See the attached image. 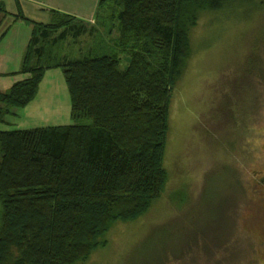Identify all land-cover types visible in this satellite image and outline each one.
<instances>
[{
    "label": "trees",
    "instance_id": "16d2710c",
    "mask_svg": "<svg viewBox=\"0 0 264 264\" xmlns=\"http://www.w3.org/2000/svg\"><path fill=\"white\" fill-rule=\"evenodd\" d=\"M233 1L246 0H100L97 15L109 11L118 32L116 52L55 66L41 64L49 56L36 46L52 45L61 29L54 43L78 39L88 23L53 12L48 25L34 24L20 69L26 79L0 92V124L35 101L54 69L76 124L0 131V264H82L114 225L150 210L165 189L170 102L189 32L202 13ZM9 18L0 2V41ZM119 53L129 55L127 69Z\"/></svg>",
    "mask_w": 264,
    "mask_h": 264
},
{
    "label": "rangeland",
    "instance_id": "374dc122",
    "mask_svg": "<svg viewBox=\"0 0 264 264\" xmlns=\"http://www.w3.org/2000/svg\"><path fill=\"white\" fill-rule=\"evenodd\" d=\"M108 12L78 39L54 43L61 29L52 45H37L50 58L41 64L113 55L118 32ZM21 21L24 35L34 32ZM189 47L170 102L164 192L138 220L114 225L82 264H264V0L202 13ZM119 54L127 69L129 55ZM29 57L36 66L38 56ZM36 99L0 131L76 124L61 70L47 73Z\"/></svg>",
    "mask_w": 264,
    "mask_h": 264
},
{
    "label": "crops",
    "instance_id": "0c3cea01",
    "mask_svg": "<svg viewBox=\"0 0 264 264\" xmlns=\"http://www.w3.org/2000/svg\"><path fill=\"white\" fill-rule=\"evenodd\" d=\"M0 2L11 17L4 22L1 30L3 33L9 27L3 38V50L7 48L8 52H4L0 57V69H8L15 73L12 77L3 79L1 76L5 74L0 71V92L5 93L16 83L26 79V75L21 74L20 69L32 38L33 28L30 29L29 35H24L26 27L23 28L22 24L27 22L17 21L15 17L21 16L27 21H31L29 17L39 20L38 23L31 21L33 26L48 25L52 21L53 12H59L80 21L92 22L96 18L100 0H0Z\"/></svg>",
    "mask_w": 264,
    "mask_h": 264
}]
</instances>
